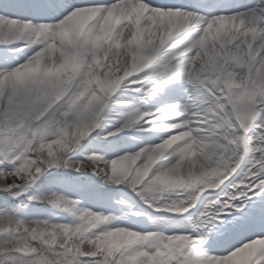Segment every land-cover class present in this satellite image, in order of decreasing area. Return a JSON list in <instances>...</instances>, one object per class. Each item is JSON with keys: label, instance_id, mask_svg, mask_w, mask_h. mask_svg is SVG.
Wrapping results in <instances>:
<instances>
[{"label": "snow or ice", "instance_id": "1", "mask_svg": "<svg viewBox=\"0 0 264 264\" xmlns=\"http://www.w3.org/2000/svg\"><path fill=\"white\" fill-rule=\"evenodd\" d=\"M18 7L11 0L0 4V192L22 197L49 169L64 168L89 172L106 184L124 183L148 207L167 215L136 212L148 217L151 230L108 225L136 233L134 240L118 249L105 248L102 228L80 232L81 243L74 245L71 234L78 229L80 218L91 220L100 211L85 208L78 199L54 189L38 190L27 202L0 206V224L8 226L0 236L14 227L17 235L27 230L32 237L40 234L41 225L61 230L64 243L43 244L59 264H206L209 255L226 260L264 239V98L256 97L259 115L254 120L241 114L238 102L242 97L233 93L239 81L233 73L245 71L238 62L249 41L246 33L238 31L240 25L224 27L235 16L257 12L264 16V0H171L162 4L151 0H48L32 9V18L27 19L15 14ZM89 9L115 16L111 36L97 45L98 27L93 26L72 41L64 38L73 17ZM179 17L185 18L181 25L169 23L170 18ZM106 48L110 49L107 55ZM72 58L76 64L64 82L47 74ZM36 59L47 61L40 65L45 74L26 76L25 69ZM210 62L214 72H209ZM109 81L118 83L115 93L121 90L114 102L129 105L130 111L121 114L118 126L105 131V139L133 125L141 129L169 125L159 128L158 142L131 153L134 163L137 158L143 163L153 144L169 137L176 140L146 173L147 179L128 182L117 178L120 162L95 152L84 159L69 154L79 139L72 130L96 129L104 119L101 93ZM177 81L190 88L182 102L139 107L138 102H146ZM242 95H247L246 90ZM90 109L97 111L91 123L84 118ZM48 129L57 131L48 133ZM65 135L74 136L72 147L62 142ZM51 142L59 148L50 147ZM189 142L193 146L199 142L197 151L205 142L214 145L209 166L222 170L217 181L183 192L186 199L180 198L181 192L148 198L146 185L162 169L173 164L179 168L176 162L186 159ZM117 157L129 159L124 154ZM33 201L71 211L78 221L69 224L22 217L21 211ZM169 226L175 231L167 232ZM38 242L33 239V245ZM206 244L213 248L211 253ZM14 251V256L6 257L7 264H16L19 256L33 258L26 264H46L47 257L35 247Z\"/></svg>", "mask_w": 264, "mask_h": 264}, {"label": "clouds", "instance_id": "2", "mask_svg": "<svg viewBox=\"0 0 264 264\" xmlns=\"http://www.w3.org/2000/svg\"><path fill=\"white\" fill-rule=\"evenodd\" d=\"M97 21L98 25H95ZM184 22V17L170 18L169 21L170 24H175L177 26ZM115 24V16L108 17L95 9H89L73 17L71 26L67 28L63 36L69 41H72L85 29L97 26L98 32L95 34V43L99 45L111 36L112 28ZM73 25L78 26L75 31H73ZM234 25H240L238 31L246 33L249 47L243 52L241 61L238 62V67H243L245 71L243 73H233V78L239 81L235 85L233 93L236 97H242L238 102V108L241 114L245 118L251 116L254 120L255 117L259 115L255 107V104L259 102L256 100V97L259 96L264 98V16H261L259 12L235 16L234 18H229V20L225 22L224 27L227 29ZM256 41H259V43H256ZM109 51L110 49L106 48L105 55H107ZM46 62L47 61L43 59L33 60L25 69V75L30 77L37 74H45L40 65ZM75 64V58L69 59L63 66L52 69L47 74L54 75L58 81L64 82L65 78H70ZM117 89L118 83L112 81H109L102 89L101 100L103 101V105L100 106L101 111L102 107L106 105L107 100L113 96ZM245 90L247 95H242ZM96 116L97 111L95 109H90L84 113V118L90 123L96 120ZM157 119H161V117H157ZM96 126L98 127V123ZM121 127H123V125ZM154 127L167 128L170 126L159 124L154 125ZM92 130L94 129L90 128L88 131L83 129L77 131L73 129L72 131L75 136L79 137L76 143L79 144V141L89 135ZM54 131L57 130L48 129V133ZM73 139L74 136L65 135L62 142L72 147ZM175 142V138L169 137L159 144H153L143 163L138 162L139 158H137V162L134 163L131 159L133 155L131 153L124 154L129 157V159H124L123 157L114 158L113 162L119 161L122 165L118 168L115 176L117 178H124L128 180V182H131L133 179H147L146 173L151 171V168L156 165L163 154L167 152ZM50 147L58 149L59 145L55 142H51ZM197 147H199V142H197L195 146H193L192 142H189L185 149L186 159L176 162L180 164V167L177 168L175 164H173L162 169L146 185L145 195L150 199H159L172 192H188L190 189H194L200 185L206 188L216 182L222 170L218 167L213 168L209 166L214 155V145L210 142H205L204 146L199 148V151H197ZM190 172H202L203 174L199 176H189L188 173ZM113 183H115V181H113ZM200 190L203 191L204 189L201 188ZM131 211L132 209L129 207L128 212ZM118 219H120V217L113 213L109 212L105 214L102 211L93 214L91 220L86 217H81L78 229L74 230L71 234L72 243L74 245L81 243L80 232L87 233L92 229L102 228L104 231L100 234L101 242L105 248L118 249L121 245L136 238V233L129 230L108 227V225L113 224V222ZM7 227L6 224H0V231L6 230ZM38 231L40 234L36 237H32V234L27 232V230L20 231L19 235H17V229L14 227L12 231L6 232V234L0 236V264H7L6 257L14 256L16 254L14 250L23 251L25 246L35 247L44 253L47 257L46 264H59L58 258L48 253L47 249L43 247V244L44 242L52 241L57 244H62L66 239L65 234L61 230L53 231L47 225H41ZM33 239L40 242L33 245ZM180 243H183V241ZM86 250L91 251V249L87 247ZM30 259L33 258L19 256L16 258V264H26V261ZM125 264H128V262L126 261ZM206 264H264V239L256 241L253 245L244 249L236 256L226 260L209 255L206 257Z\"/></svg>", "mask_w": 264, "mask_h": 264}, {"label": "rangeland", "instance_id": "3", "mask_svg": "<svg viewBox=\"0 0 264 264\" xmlns=\"http://www.w3.org/2000/svg\"><path fill=\"white\" fill-rule=\"evenodd\" d=\"M27 19L26 17H23ZM15 46V44H14ZM2 51V47H0ZM24 51H28L25 49ZM17 55H19L17 53ZM130 95H135L130 93ZM184 98H177V101L182 102ZM141 109H150L156 102L154 97L149 98L146 102H138ZM108 107L106 103L105 108L101 115L103 116ZM130 111V106L126 111ZM105 116V115H104ZM103 116V117H104ZM103 120L98 122V127L93 130L89 136L83 138L79 144L72 147L70 155L74 159H84L86 154L97 153L105 156L106 159H114L117 154L123 155L125 153H132L138 150L141 146H147L149 143L158 142L155 136L158 132H154L151 129L145 128V138L142 143L127 144L124 142L126 134L119 136V139L109 137L105 139L104 133L110 127H103ZM152 133V135H150ZM122 165H120L121 167ZM98 184H97V183ZM48 189H54L71 199H78L81 206L97 211H102L105 214L111 212L114 215L120 217L113 224L120 226L136 225L139 230H151V224L146 215H136V212H146L152 215H167V213L155 212L152 208L148 207L143 200L133 192L126 184L120 185L105 184L98 180V178L89 172H73L70 169L64 168H51L48 172L44 173L40 179L32 185V187L23 194L22 197L12 198L7 193L0 192V206H3L7 202L18 204L21 200L27 202L29 195L36 191H47ZM191 191V190H189ZM175 195V193L171 194ZM181 199H186L183 192L180 193ZM257 199V197H252ZM131 206L132 211L128 212V208ZM20 215L25 218L40 217L50 218L57 223H74L78 221V217L71 211L63 208L54 207L46 202L33 201L29 204L28 208L21 211ZM171 233L175 231L174 226H169L166 229ZM208 251L211 253L213 248L209 245H205Z\"/></svg>", "mask_w": 264, "mask_h": 264}, {"label": "bare ground", "instance_id": "4", "mask_svg": "<svg viewBox=\"0 0 264 264\" xmlns=\"http://www.w3.org/2000/svg\"><path fill=\"white\" fill-rule=\"evenodd\" d=\"M13 4L18 5V9L15 10V14L20 15L23 17H31L32 18V12L31 10L43 5L48 2V0H11ZM153 3H169L171 1L169 0H151ZM5 0H0V4H4ZM78 26L73 25V31L76 30ZM209 72H214L215 67L210 62L209 63ZM121 90H118L117 93H114L112 97L108 100V107L106 109L104 119H103V127H110V129L114 128L115 126H118L121 121V114L124 113L129 107V105L123 104L121 102H114V98L119 95ZM190 91V88L186 84H181L179 81L175 82L174 84H171L167 87H165L164 91L154 96V100L156 102V105H162L165 103H174L178 102L177 98H185L187 95V92ZM154 132L160 131L158 127L151 128ZM146 131L144 129H141L138 125H133L130 129H122L120 133H118L115 137L119 139V136L122 134H126L127 137H124V142L127 144H136V143H142L145 138ZM98 178V177H97ZM99 181H101L98 178ZM102 182V181H101ZM103 183V182H102ZM106 184V183H105ZM112 184V183H109ZM116 185V184H115Z\"/></svg>", "mask_w": 264, "mask_h": 264}]
</instances>
